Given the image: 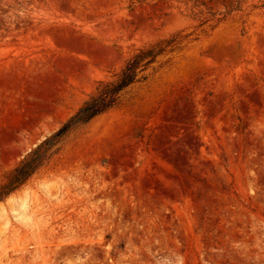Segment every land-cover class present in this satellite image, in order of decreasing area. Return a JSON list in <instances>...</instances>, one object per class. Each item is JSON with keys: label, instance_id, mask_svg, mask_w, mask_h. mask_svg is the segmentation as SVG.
<instances>
[{"label": "rangeland", "instance_id": "1", "mask_svg": "<svg viewBox=\"0 0 264 264\" xmlns=\"http://www.w3.org/2000/svg\"><path fill=\"white\" fill-rule=\"evenodd\" d=\"M173 36L0 201V264H264V0H0V185Z\"/></svg>", "mask_w": 264, "mask_h": 264}, {"label": "trees", "instance_id": "2", "mask_svg": "<svg viewBox=\"0 0 264 264\" xmlns=\"http://www.w3.org/2000/svg\"><path fill=\"white\" fill-rule=\"evenodd\" d=\"M179 37L160 39L138 48L124 63L114 78L101 82L77 112L55 133L47 137L5 176L0 185V201L19 190L48 161L51 148L77 125H85L94 118L107 113L123 101L127 90L144 83L154 70L159 57L170 53L179 44Z\"/></svg>", "mask_w": 264, "mask_h": 264}]
</instances>
